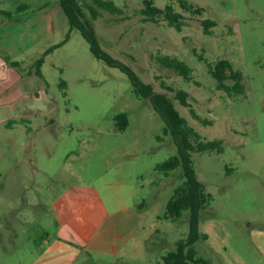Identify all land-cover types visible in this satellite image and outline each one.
<instances>
[{
    "label": "rangeland",
    "instance_id": "374dc122",
    "mask_svg": "<svg viewBox=\"0 0 264 264\" xmlns=\"http://www.w3.org/2000/svg\"><path fill=\"white\" fill-rule=\"evenodd\" d=\"M114 1L122 13L94 18L92 0H80L101 46L168 92L204 139L224 141L223 152L193 153L213 196L200 212L199 254L211 264H264V0H188L205 8L202 15L180 0H155L184 15L182 30L146 20L143 0ZM206 18L217 22L210 33ZM69 30L61 0H0V60L9 58L15 78L32 86L16 102L27 105L23 113L0 114V259L28 263L47 235L85 244L103 221L125 213L136 233L114 261L98 264H165L190 231V210L166 217L183 168H157L178 153L177 143L129 76L98 58L79 29L68 37ZM161 55L187 61L193 79L164 66ZM43 57L41 77L35 63ZM223 58L243 71L244 93L218 88L209 64ZM7 75L0 70V88ZM178 89L190 93L189 105Z\"/></svg>",
    "mask_w": 264,
    "mask_h": 264
},
{
    "label": "trees",
    "instance_id": "16d2710c",
    "mask_svg": "<svg viewBox=\"0 0 264 264\" xmlns=\"http://www.w3.org/2000/svg\"><path fill=\"white\" fill-rule=\"evenodd\" d=\"M143 2L144 6L141 11L145 14L146 20L158 22L160 19H166L169 25L176 27L178 30L183 29L185 25L184 15L176 10L174 4L168 3L165 7H159L156 5L155 0H143ZM61 3L70 23L68 37L73 29H79L89 42L92 52L98 58L103 59L110 66L118 67L124 71L133 82L137 95L148 98L165 122L164 133L171 134L177 143L178 153L158 164L157 168L166 174L179 167L183 168L185 178L169 199L166 217L177 220L185 210H190V231L186 238H180L177 241L175 250H171L164 255L165 264H211L199 254L196 243L202 236L199 226L200 212L211 204L213 196L208 191L206 184L199 178L193 153L204 151L223 152L224 141L222 139H204L180 112L168 92L156 90L152 83L143 81L129 64L106 51L101 46L93 27L82 17L80 0H61ZM180 5L183 9L195 15H202L205 11L204 7L196 6L188 0H180ZM88 7L94 18L101 16L103 10L111 13L123 12V8L118 6L114 0H92ZM202 23L207 33H210L211 28L217 25V22L211 18L204 19ZM202 58L204 57L202 56ZM159 60L164 66L178 71L187 80L193 79V68L187 61L174 55H161ZM44 61L45 57L40 58L35 63V71L42 77L41 66ZM209 70L217 80L219 89L229 94L245 92L244 73L242 70L236 69L231 60L227 58L220 59L215 64H209ZM189 95L190 93L187 90L178 89L176 98L183 105H189ZM197 117L201 118L199 115ZM117 119H119V122L122 121L121 129H124L129 123L126 112L119 114ZM204 122L208 123L206 120Z\"/></svg>",
    "mask_w": 264,
    "mask_h": 264
},
{
    "label": "crops",
    "instance_id": "0c3cea01",
    "mask_svg": "<svg viewBox=\"0 0 264 264\" xmlns=\"http://www.w3.org/2000/svg\"><path fill=\"white\" fill-rule=\"evenodd\" d=\"M1 51L0 48V58ZM2 58L5 60H0V70L4 74L8 69V75L2 80L4 86L0 88V114L11 117L17 114L16 110L24 112L27 105L24 103L17 106L16 102L31 96L32 86L31 81H25L22 76L15 78V72L11 71L10 59L7 60L3 56ZM29 86L30 89L27 91ZM14 103L15 105H13ZM124 215L125 213L120 217L116 214L103 221L82 245L63 237L44 236L38 254L30 258L28 263L16 264H98L99 262L114 261L112 256H118L130 236L136 233L133 229L135 224L129 225V222L124 219ZM94 253L102 254L100 256L102 258L96 259ZM0 264H4L1 259Z\"/></svg>",
    "mask_w": 264,
    "mask_h": 264
}]
</instances>
